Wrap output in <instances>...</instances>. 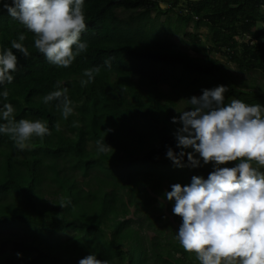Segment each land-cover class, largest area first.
<instances>
[{
  "label": "trees",
  "instance_id": "obj_1",
  "mask_svg": "<svg viewBox=\"0 0 264 264\" xmlns=\"http://www.w3.org/2000/svg\"><path fill=\"white\" fill-rule=\"evenodd\" d=\"M122 8L139 13L120 19L116 11ZM168 13L165 23L203 57L161 44L155 23ZM85 14L88 27L80 38L88 42L87 50L70 66L54 68L32 53L33 35L0 8V47H10L11 40L24 32L23 43L30 51L27 58L17 52L18 70L6 85L7 100L17 119L48 121L51 134L33 139L35 160L47 162L41 153L45 147L56 151L66 166L57 168L58 174L37 170V185L44 178L50 198L56 196V183L66 194L54 206L44 201L36 207L31 199L15 198L0 202V218L22 224L26 239L35 240L17 245L22 264H77L90 251L113 264H199L178 240L147 241L140 233L151 212L164 207L159 198L165 187L189 183L194 174L207 177L212 170L211 162L200 168L177 167L166 157L167 146L176 148L173 133L178 122L171 117L179 113H174L177 99L167 97L161 85L187 103L186 98L200 95L205 87L226 84L225 102L240 98L264 105V87L242 86L217 56L242 71H259L264 79V26L259 28L264 25V0H85ZM132 21L137 22L131 25ZM108 57L111 66L104 64ZM94 66H100V72L81 86L83 70ZM64 77L74 105L67 119L56 101L40 102V93L42 97L54 90L55 82ZM103 137L113 148L98 154L95 141ZM0 145L2 157L4 150L19 153L2 134ZM130 213L140 219L120 221ZM135 222L140 230L131 225Z\"/></svg>",
  "mask_w": 264,
  "mask_h": 264
},
{
  "label": "clouds",
  "instance_id": "obj_2",
  "mask_svg": "<svg viewBox=\"0 0 264 264\" xmlns=\"http://www.w3.org/2000/svg\"><path fill=\"white\" fill-rule=\"evenodd\" d=\"M0 8L7 9L33 35L32 53L36 52L51 67L70 66L88 48V42L80 38L88 27L85 0H0ZM25 39V33L19 32L10 47H0V98H3L0 134L13 142L19 152L4 150V156H0V202L27 198L36 207L44 201L54 206L61 194H66L56 183V196L50 198L43 187L46 180L42 178L37 185V170L58 174L57 168L60 171L66 166L56 151L53 154L45 147L41 152L47 158L45 164L32 156L37 151L33 139L51 134L48 121L17 119L13 103L7 100L10 92L6 85L14 81L18 70L17 52L24 58L30 55L23 43ZM104 64L111 66V57ZM100 70V66L85 68L81 86L93 81ZM55 85L54 90L42 97L40 93V102L41 99L45 104L56 101V107L67 119L74 105L65 77ZM228 87L218 84L203 88L200 95L186 98L188 106L177 110L179 116L171 117L173 122H178L173 133L176 148L167 146L166 157L177 167L200 168L211 162L212 170L207 177L192 175L186 184L172 183L170 190L162 193L160 202L162 205L165 201L173 202L172 212L181 218L176 238L185 251L195 254L199 264H264V105L240 98L225 102ZM26 99L25 93V104ZM54 126L60 129L59 122ZM95 144L98 154L113 148L105 137L97 139ZM126 219L121 217L120 221ZM22 228V224L13 225L0 218V264H22L23 253L16 252L17 245L24 240L35 241L26 239ZM77 264H113V261L98 258L96 252L90 251Z\"/></svg>",
  "mask_w": 264,
  "mask_h": 264
},
{
  "label": "rangeland",
  "instance_id": "obj_3",
  "mask_svg": "<svg viewBox=\"0 0 264 264\" xmlns=\"http://www.w3.org/2000/svg\"><path fill=\"white\" fill-rule=\"evenodd\" d=\"M137 13H139L138 10L128 11L124 8H122L118 11V15L120 17L125 16V19H127L129 16L135 15ZM155 14L156 13H152L151 16L154 17ZM168 16H169V13L166 15L160 16L159 19L155 23L156 28L158 29V32L160 33L161 40H159V41L161 42V44L164 46H171L172 49H175V50L184 51L185 53H187L191 56H194V57L195 56H201L202 54H196L192 50V44L186 40L184 35L179 34V33L176 34L175 31L167 23H165ZM261 26H264V25L263 24L259 25V28H261ZM192 30L193 29H191V31ZM199 30L194 29L193 31L195 32V31H199ZM202 30L203 29H201V31ZM243 37L246 38L248 41H249V39H251L250 37H248L246 35H243ZM252 43H254V41H252ZM207 44H209V43H207ZM217 56H219L218 58H219V60H221L222 63H225V65L228 66L229 69L235 73L238 81L243 82L242 86H245V85L249 86V85L254 84L255 85L254 90H256L257 88L259 89L260 86L264 87V79H263V77L259 71H251V72L242 71V70L238 69L234 64L227 63V59L225 57H221L220 55H217ZM201 57H203V56H201ZM242 89H244V88H242ZM161 90L167 97L171 96L172 98L177 99V107L174 108V113H179L177 110H183L185 107L188 106L187 103L185 102V100L178 99V96L175 93H173L169 89L168 86H166L164 84L161 85ZM244 91H247V90L244 89ZM68 173L72 175V173L70 171H68ZM166 186H167V184H166ZM144 189H146L149 192H152L150 190V187H147ZM165 189H167V187H165ZM159 200H160V198H159ZM163 205H164V207H161V208L156 209V210L151 212L149 221L143 222L145 227L142 228L141 230H140V226L136 222L131 224L134 228L140 230L141 235L143 237H145V239H147V241H150V240L158 241V240H160L161 242H168L169 238H173L174 240H177L176 233H177V230H178V227H179L181 220L178 221L175 218V216L169 211L168 206H170V208H172V206H173V205H169V201H165ZM135 216H136L135 214L130 213V216L127 218H133L135 220L140 219V217L136 218ZM141 220L143 221V218Z\"/></svg>",
  "mask_w": 264,
  "mask_h": 264
},
{
  "label": "crops",
  "instance_id": "obj_4",
  "mask_svg": "<svg viewBox=\"0 0 264 264\" xmlns=\"http://www.w3.org/2000/svg\"><path fill=\"white\" fill-rule=\"evenodd\" d=\"M61 198H63V193L61 194Z\"/></svg>",
  "mask_w": 264,
  "mask_h": 264
}]
</instances>
